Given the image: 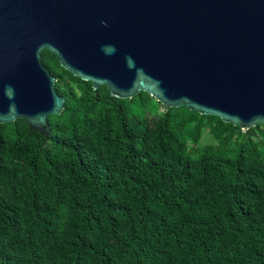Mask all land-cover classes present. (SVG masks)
Segmentation results:
<instances>
[{"label": "trees", "instance_id": "16d2710c", "mask_svg": "<svg viewBox=\"0 0 264 264\" xmlns=\"http://www.w3.org/2000/svg\"><path fill=\"white\" fill-rule=\"evenodd\" d=\"M43 63L65 106L48 137L0 124V264H264V125L146 116Z\"/></svg>", "mask_w": 264, "mask_h": 264}, {"label": "water", "instance_id": "95a60500", "mask_svg": "<svg viewBox=\"0 0 264 264\" xmlns=\"http://www.w3.org/2000/svg\"><path fill=\"white\" fill-rule=\"evenodd\" d=\"M45 50L113 98L264 125V0H0V124L48 137L65 98Z\"/></svg>", "mask_w": 264, "mask_h": 264}, {"label": "rangeland", "instance_id": "374dc122", "mask_svg": "<svg viewBox=\"0 0 264 264\" xmlns=\"http://www.w3.org/2000/svg\"><path fill=\"white\" fill-rule=\"evenodd\" d=\"M158 110H159V107L156 101L153 99V101L151 100V102L147 104V106L144 109V112L146 116H154L157 114ZM211 143H212V140L208 137L207 133H204L200 140L199 147L207 146V145H210Z\"/></svg>", "mask_w": 264, "mask_h": 264}, {"label": "flooded vegetation", "instance_id": "af4514ba", "mask_svg": "<svg viewBox=\"0 0 264 264\" xmlns=\"http://www.w3.org/2000/svg\"><path fill=\"white\" fill-rule=\"evenodd\" d=\"M45 51H47V50H45ZM45 51H44V52H45ZM44 52L41 53V61H42L43 66L45 67V65H44V63H43V53H44ZM47 52H48L50 55H53V54H51L49 51H47ZM45 68H46V67H45ZM46 69H47V68H46ZM47 71H48V69H47ZM48 72H49V71H48ZM49 74L51 75L50 72H49ZM51 76H52V75H51Z\"/></svg>", "mask_w": 264, "mask_h": 264}]
</instances>
